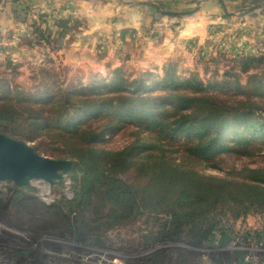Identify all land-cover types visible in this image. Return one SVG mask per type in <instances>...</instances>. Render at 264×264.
<instances>
[{
    "label": "rangeland",
    "instance_id": "rangeland-1",
    "mask_svg": "<svg viewBox=\"0 0 264 264\" xmlns=\"http://www.w3.org/2000/svg\"><path fill=\"white\" fill-rule=\"evenodd\" d=\"M249 2L242 5L238 15L264 10V0H259L258 6ZM70 9L61 8L68 11L61 13L53 8L47 15L38 8L30 9V13L22 12L23 25L18 27V32L0 39V133L25 141L35 152L73 160L63 149L61 135L97 116L102 118L96 124L112 128L99 143L101 148L118 150L137 136H145L135 125L116 123L114 118L118 115H111V109H103L107 96L121 99L129 94L108 91L113 82L126 84L145 79L150 90L140 95L157 98L165 91L154 88V82L168 74L174 81L190 79L192 83H201L206 87L201 95L216 98L218 103L264 107V92L249 88L251 75L263 73L264 61L259 68L254 64L245 68L243 63L249 57L264 56V30L255 38L257 31L251 30L244 20L238 24L231 22L229 14L224 18L229 23H221L220 29L208 24L204 39H184L186 33L180 32L185 22L166 24L167 21L159 19L169 15L183 19L191 13H172L167 7L158 6L156 13L144 14L137 27L116 20L114 14L106 24L115 31L108 28L88 33L87 17L78 10L72 17ZM235 26L241 31L236 32ZM224 81L242 87L219 88ZM187 93L196 92L187 89ZM66 103L81 105L61 113ZM147 104L150 110L155 106L152 101ZM8 108H12L16 117L5 115ZM124 112L119 114L125 115ZM27 114L40 116L38 129H30L31 120L24 118ZM253 132V127L232 126L226 129L223 143H231L236 136H252ZM176 140L177 144L188 141L183 134L177 135ZM169 150L165 154L176 158L177 154ZM215 162L219 168H204L206 163L197 160L189 161L188 165L219 177L243 166L262 165L260 156L244 157L227 152L220 154ZM71 176L68 172L63 180L51 185L33 180L16 186L10 180H0V235H7L12 248L16 244L20 247L15 249L29 247L37 257V264H264V249L250 254L248 248L251 243L259 248L264 244V207L257 204L250 205L249 212L238 218L235 215L243 214L238 204L216 209L213 216L219 225L198 247L185 241L158 243L155 238L166 217L160 215L157 220L147 212L137 220L102 232L101 246L83 243L73 235L79 217L80 175L77 187ZM120 178L137 192L148 181V177L131 170L121 173ZM28 204V214L22 213L23 210L19 213L18 206L22 205L23 209ZM54 205L68 218L69 227H62L63 219L56 215ZM2 246L8 248L5 243ZM250 255L256 261L251 262Z\"/></svg>",
    "mask_w": 264,
    "mask_h": 264
},
{
    "label": "trees",
    "instance_id": "trees-1",
    "mask_svg": "<svg viewBox=\"0 0 264 264\" xmlns=\"http://www.w3.org/2000/svg\"><path fill=\"white\" fill-rule=\"evenodd\" d=\"M262 61L264 56L249 57L243 63L245 68L250 64L259 68ZM166 75L154 82V88L165 91L157 98L140 95L144 90H150L145 79L126 84L113 82L108 91H127L130 95L121 99H114V96L104 98L103 109H111V115H118L114 118L116 123L135 125L140 132L146 133L145 136H137L118 150L101 148L99 143L112 129L96 124L101 116L87 119L61 135L65 153L74 160L69 173L75 187L80 178L79 217L75 220L73 233L79 241L101 246L102 232L137 220L147 212L157 220L160 215L166 217L155 238L158 243L185 241L198 247L214 234L219 225L213 216L219 207L240 205L243 214L235 215V218L246 215L250 205L264 207V107L256 104L234 107L218 103L216 98L201 95L206 88L201 83H192L190 79L178 82ZM250 80L252 85H247L249 88L264 92V71L260 75L254 73ZM218 87L242 86L224 81ZM187 89L196 93L188 94ZM148 101L155 103L152 110ZM77 105L81 104L66 103L61 113ZM123 111L128 114H119ZM4 113L16 117L12 108L5 109ZM24 118L31 120L30 129H38L40 116L27 114ZM232 126L253 127V135L236 136L231 143H223L226 129ZM180 134L188 141L175 143ZM168 150L177 154L178 161L165 154ZM224 152L244 157L260 156L262 165L243 166L220 177L188 165L189 161L197 160L206 163L204 168H219L215 161ZM129 170L148 177L140 192L120 178L121 173ZM29 207L30 204L22 209L20 205L18 211L28 214ZM55 213L58 218L62 217V227H69L62 210L56 208ZM87 213L94 216L89 218Z\"/></svg>",
    "mask_w": 264,
    "mask_h": 264
},
{
    "label": "crops",
    "instance_id": "crops-1",
    "mask_svg": "<svg viewBox=\"0 0 264 264\" xmlns=\"http://www.w3.org/2000/svg\"><path fill=\"white\" fill-rule=\"evenodd\" d=\"M249 0H0V39L5 40L9 34L14 31L18 32V27L23 24L22 12L38 8L44 15L53 12V8L69 7V13L75 15V10L80 11L89 20V31L107 30L113 27L107 26L106 22L109 16H116V20L124 23L136 24L142 21L144 14L156 13L158 6H165L172 13L186 11L188 16L182 18L169 15L166 19L162 17L159 20L168 22L186 23L180 33L184 34V39L196 38V40L207 37L208 24H214L219 29L221 23L228 24L226 17H232L231 22L238 24L239 20H244L251 30L258 34L264 30V10L254 9L246 15H238V11L243 4ZM259 0H250L253 6L259 5ZM68 5V6H66ZM96 8V11L93 8ZM55 11V10H54ZM154 11V12H153ZM68 11H62L61 13ZM22 14V15H21ZM66 15V14H65ZM121 17V18H120ZM22 18V19H21ZM172 18V19H171ZM175 19V20H173ZM26 20L25 24L27 25ZM176 24V23H175ZM173 25V24H171ZM133 26V25H132ZM109 29V30H111ZM223 29V28H221ZM111 30V31H112ZM115 31V30H114ZM235 31H241V28L235 26ZM100 32V31H99ZM228 32V31H227ZM177 33V31H175ZM263 36V35H262ZM264 37V36H263Z\"/></svg>",
    "mask_w": 264,
    "mask_h": 264
},
{
    "label": "water",
    "instance_id": "water-1",
    "mask_svg": "<svg viewBox=\"0 0 264 264\" xmlns=\"http://www.w3.org/2000/svg\"><path fill=\"white\" fill-rule=\"evenodd\" d=\"M73 160L41 155L21 139L0 133V180L23 186L33 180L53 184L65 178Z\"/></svg>",
    "mask_w": 264,
    "mask_h": 264
},
{
    "label": "built area",
    "instance_id": "built-area-1",
    "mask_svg": "<svg viewBox=\"0 0 264 264\" xmlns=\"http://www.w3.org/2000/svg\"><path fill=\"white\" fill-rule=\"evenodd\" d=\"M7 235H0V264H37L38 261L37 257H34V254H32V250L30 251L29 247H21L20 249H15L17 247H20L18 244H16L15 248L10 247L8 244L9 240ZM6 238V239H5ZM26 240H29L26 238ZM2 243H5L8 245V248L3 247ZM23 245V244H21ZM256 244L251 243L248 248L250 254L253 252H256L257 250L264 249V244L263 248H259L257 246H254ZM25 246V245H24ZM44 253L51 254L50 252L44 251ZM264 254V253H263ZM252 255H250L251 262L256 261V258H252ZM50 264H56V263H50Z\"/></svg>",
    "mask_w": 264,
    "mask_h": 264
}]
</instances>
